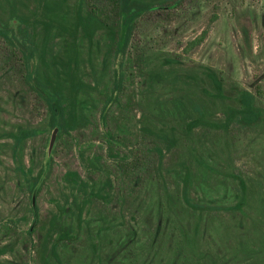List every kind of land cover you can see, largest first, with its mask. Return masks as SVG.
<instances>
[{
	"label": "rangeland",
	"instance_id": "rangeland-1",
	"mask_svg": "<svg viewBox=\"0 0 264 264\" xmlns=\"http://www.w3.org/2000/svg\"><path fill=\"white\" fill-rule=\"evenodd\" d=\"M141 1L152 10L137 23L114 101L117 0L102 5L109 27L93 31L80 23L82 0H0V30L34 44L38 78L61 86L68 118L89 119L51 147L47 104L0 33V264H40L34 208L47 222L59 205L73 228L58 244L62 264H264V0ZM242 92L255 98L257 123L232 117ZM22 132L33 135L18 143ZM128 150L144 164L112 159ZM70 172L98 191L111 176L112 195L79 216ZM39 174L31 196L27 181Z\"/></svg>",
	"mask_w": 264,
	"mask_h": 264
},
{
	"label": "trees",
	"instance_id": "trees-1",
	"mask_svg": "<svg viewBox=\"0 0 264 264\" xmlns=\"http://www.w3.org/2000/svg\"><path fill=\"white\" fill-rule=\"evenodd\" d=\"M105 0H82V6L85 10V15L80 20V23L90 31H93L97 26L98 27H109L105 24V15L103 12V3ZM152 10V6L143 2L141 0H117V14H118V23L115 27L117 32L116 36L117 47H116V56L119 58V70H115V80L113 85V97L112 100L116 101L117 92L122 91L124 84V73H125V65H126V56L129 51V47L132 41V37L134 31L136 29L137 23ZM115 30V31H116ZM2 37L12 46L17 48L22 57V66L26 71L25 81L28 86L37 93L45 103L49 109L50 113V127L52 130L58 129L57 137L60 139L63 135L69 134L78 124L79 125H87L89 124V119L83 114L80 113L78 116L73 115L68 118L67 108L65 107V99L63 96L62 88L59 84L48 83L41 81L35 71L32 69V62L37 56V48L31 42H28L26 39L18 37L14 31L3 29L0 30ZM208 35V31H205L200 38L191 42L187 51H190L197 45L201 44ZM213 79L218 83V80L215 76ZM232 117L239 116L240 121L243 122L244 125L257 123L261 114L260 111L255 107V98L247 93L242 92L240 98V108L232 110ZM104 119H106V114H104ZM231 123V119H229ZM199 125V120H194L190 124H188L187 128L189 131L197 128ZM73 128V129H72ZM106 130L105 134L110 144L118 145L119 142L114 139L110 133ZM33 133L31 132H22L21 135L17 138V142L21 143L23 140L31 137ZM154 136L161 139V137L165 138L164 142L168 144H173L174 139L170 136L156 135ZM111 155L113 154V149L110 148ZM156 154L159 156L158 164L160 168L163 166V149L161 147L155 148ZM112 159L118 165H124L123 168L129 167H139L144 164V157L142 154L135 152L134 150H128L127 156L124 158L118 156H112ZM54 158L50 157L49 159V167L53 165ZM157 164V165H158ZM122 168V167H121ZM122 168V169H123ZM131 169V168H130ZM41 174L36 177H31L27 181V188L32 196L34 191L40 182ZM66 181L70 184H75L76 190L80 193L82 199L80 201H76V205L74 206L78 215L81 216L83 212V208L91 199H106L107 197L112 195V191L114 190L115 181L110 176L107 178L102 190H89V185L82 181L78 175V173L70 172ZM240 184L243 190L246 189L245 182L240 180ZM103 194V195H102ZM185 202L194 207L188 197H185ZM244 200L237 204L236 207L238 209L243 208ZM66 207V208H65ZM70 209L67 206L59 205V211H53L50 215V219L46 222L37 206L34 208L35 213V224L34 227L39 228L43 232V242L40 244L39 250V261L40 264H62L60 254L58 252V244L59 241H64L65 239H69L73 228L71 225L66 226L64 223V217L67 210ZM35 230H31L28 232L29 237L33 241Z\"/></svg>",
	"mask_w": 264,
	"mask_h": 264
},
{
	"label": "water",
	"instance_id": "water-1",
	"mask_svg": "<svg viewBox=\"0 0 264 264\" xmlns=\"http://www.w3.org/2000/svg\"><path fill=\"white\" fill-rule=\"evenodd\" d=\"M57 134H58V129H56L53 133V136H52V142H51V147L53 146L55 140H56V137H57Z\"/></svg>",
	"mask_w": 264,
	"mask_h": 264
}]
</instances>
